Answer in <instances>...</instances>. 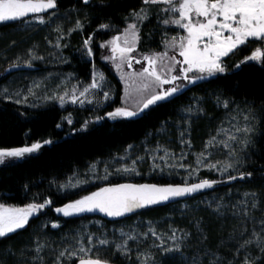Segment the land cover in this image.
Returning a JSON list of instances; mask_svg holds the SVG:
<instances>
[{"label": "trees", "instance_id": "trees-1", "mask_svg": "<svg viewBox=\"0 0 264 264\" xmlns=\"http://www.w3.org/2000/svg\"><path fill=\"white\" fill-rule=\"evenodd\" d=\"M110 3L112 6L103 10L99 8L90 10V22L85 21L84 31L74 33L71 37V44L65 48V53L72 61L66 67L76 71L84 80H90L94 64L104 71L115 92V97L110 104L101 108L70 107L68 109L73 122L68 124L63 121V116L68 109H62L57 105L27 109L0 99V148L21 147L45 139L53 141L52 144L45 145L38 153L26 159L0 167V200L3 203L25 205L31 202H42L44 199L53 201L50 208L44 209L29 221L26 229L12 234L8 239L0 240V264H22V262L40 264V261L35 260L37 243L44 245L41 253L43 264H53L57 252L65 248L69 250L76 248L71 246L70 238L76 237V232L94 221L102 226L101 229H96L99 238L107 239L116 238L107 234V231L126 229L128 225L136 221H149L154 225V229L161 232L169 229L168 233H170L171 227L186 230L192 235L191 239L184 244L183 258H165L163 264H192L194 258H203L205 247L215 250L221 241L230 245V236L234 232L237 236L239 235L244 224L241 217L233 215V211L239 210L234 209L233 206L245 199L251 200V195L246 196V194H256L257 207L251 211V215L255 217L257 224L264 219V119L261 118V109L264 108V68L256 64L242 65V70L230 71L218 77L200 81L196 85H190L178 93L171 102L153 106L137 118H118L115 121L107 119L106 113L121 105L122 84L113 73L111 66L100 59L101 51H98V43L118 32L101 33L96 32V29L99 23L111 21L121 30L125 27L122 16L132 8L138 7L140 0H110ZM58 4L59 13L67 14L75 12L71 9L78 6V0H58ZM80 18L83 19L82 12ZM26 23L27 21L0 23V72H4L8 67L6 62L15 54L24 53L31 46L45 48L48 37L36 38V32L46 31L44 30L46 27L30 32L19 31L18 29ZM51 24L49 27L52 28L53 35L57 25L52 26ZM168 30L172 29L165 28V25L159 23L155 17L144 22L140 29L139 50L148 52L160 49L164 36L163 31L168 32ZM92 32H96L93 37V47L96 48V52L94 59L89 61L82 56L79 49L82 38ZM252 50L253 45L243 46L242 50L238 51L231 60L228 58L225 60L231 65L250 55ZM38 64L35 63L31 69H37ZM217 96L221 99H233L241 108L251 106L256 111L258 123L251 137L252 142L248 149L241 153L243 167L240 170L252 172L251 180L220 183L207 192L187 200L148 208L118 220L104 218L98 212L83 213L73 217H63L54 212V207L62 206L93 190L98 191L100 187L116 184H179L182 178L188 180L189 183L203 178L226 180V175L221 176L218 172H209L204 165L197 166L195 163L196 154L204 151L205 142L216 134L221 124L229 119V115L225 114L226 111L222 107L214 106ZM232 107L235 108V105ZM187 108L193 109L191 114L185 111ZM198 108H203V112L198 113ZM96 116H102L105 119L95 122ZM185 120L191 121L190 126L184 123ZM86 121L90 123L85 129ZM185 128L187 132L184 139L191 141L190 146L181 143L180 132ZM129 145L132 147L129 148ZM165 148L174 154L171 159L167 160V164L177 165L174 171L159 159L164 156L163 149ZM156 149L160 150L154 151ZM182 150L186 159H180ZM209 151L213 152V155L209 157L210 162L226 158V150L222 148L209 149ZM128 155L132 156L128 166H131L133 160H137L135 167L138 175L113 173L102 183L76 189L67 194L58 192L59 186L65 184L75 174L84 175L95 162L115 161L116 165L123 166L124 159L122 158ZM153 155L156 156L155 161L152 159ZM138 157L144 159L139 160ZM153 163L164 166V173L152 171ZM180 164L190 165L189 170L197 169V167L199 170L189 178L185 168L178 166ZM110 165L106 167L110 169ZM169 171H172L171 175L168 174ZM26 185L27 188H25ZM218 203L227 205L226 208L221 209L223 215L215 212ZM53 221H57L61 225L60 228H51L50 223ZM197 223L208 237L206 244L198 239ZM45 224L48 227H43ZM252 227V223L247 222L249 232ZM130 243L131 259L124 257L114 249H107L101 253V250L97 251L95 248L90 254L91 258L98 257L115 264H139L136 259L137 253L148 250L156 256L158 261L161 259L158 252L149 249L151 241L137 238L135 243L132 241ZM5 249H8L11 254ZM220 252L230 256L225 248H221ZM78 260V255L71 259L65 257L64 264H77Z\"/></svg>", "mask_w": 264, "mask_h": 264}, {"label": "snow or ice", "instance_id": "snow-or-ice-1", "mask_svg": "<svg viewBox=\"0 0 264 264\" xmlns=\"http://www.w3.org/2000/svg\"><path fill=\"white\" fill-rule=\"evenodd\" d=\"M110 0H78V6L71 9L77 13V18L71 29L65 33L63 27L57 24L55 31L57 32L56 43L53 45L57 49L68 47L65 43L61 45V41L65 40L73 32H83L86 25L85 21H89V11L94 9H105L111 7ZM58 0H0V23L29 22L36 25H48L54 21L52 17L59 19ZM83 13V19L80 13ZM152 17L158 19L162 25H175L183 30L185 35H174L167 38V32L164 33L162 43L163 51H151L149 53H139L137 48L140 42V29L144 22L149 21ZM90 22V21H89ZM122 22L125 27L121 31L111 21L99 23L96 32L106 33L115 31L119 34L112 35L111 39L98 46L101 49H110V55L101 54V58L110 61L117 72L121 74V79L125 81V96L129 95V88L132 84H136L135 91L138 93H147V96L138 101L134 108L127 106L116 107L114 111H108L106 118L113 121L118 118L134 119L139 117L146 110L153 106H158L164 102H171L173 98L181 93L190 85H196L200 81L208 80L212 77H218L234 70H242V65L256 64L264 68V0H140V5L132 8L122 16ZM96 32H92L82 38L79 51L84 58L89 61L95 55L93 52V37ZM14 43V42H13ZM51 43V41H49ZM253 45L254 50L250 55L243 59L233 62L229 65L225 58H231L242 50L243 46ZM258 45V46H255ZM170 53H173L170 55ZM27 59L17 57L15 61L9 63L8 71L11 69H19L23 66L33 67V61L43 60L35 53V47L30 48L26 52ZM179 57V59L177 58ZM139 64V71L133 69V65ZM133 69L131 73H125L124 68ZM99 76V78H98ZM138 82V83H137ZM110 89V85H106L105 77L98 74L93 65L91 73V81L88 84L77 82L70 90L64 91L62 95L59 93L44 97V99H58L61 105H64L66 98L71 103H79L83 105L85 102L92 104L94 101L98 106H103V102L111 99L110 91H105V87ZM34 87L39 88V84ZM8 89L5 88L0 95L7 94ZM27 95L22 99H15L16 104L27 103L28 97H35L37 94L32 87L27 89ZM16 97L21 96V92L15 93ZM12 99V96H8ZM235 105V108L232 107ZM35 106V105H33ZM216 107H222L229 113L227 121L228 127L223 124L217 129L216 134L211 136L204 145V151L196 154L195 163L197 166L204 165L209 172H218L221 176H227L226 180L216 179H198L197 182L189 183L188 180L182 178L181 183H124L116 184L109 187H100L98 191H92L88 195L72 200L62 206L54 207V212L63 217H73L87 212H102L108 217H124L128 214L136 213L141 209L169 203L173 200L194 195L198 192L212 189L220 183H227L237 180H251L252 172H244L240 169L243 167L242 161L244 153L251 144V137L255 126L258 123L256 111L251 106L241 108L233 99H221L216 97ZM189 114L192 108L185 110ZM197 112H203V108H198ZM235 113V114H233ZM261 118L264 119V108L261 109ZM239 117V119H238ZM105 117L96 116L95 122L104 120ZM242 121V122H241ZM68 124H72V120L68 119ZM90 122L84 123V128L88 127ZM185 124H191L190 120H185ZM60 127V125H57ZM163 131V129H161ZM187 128L180 132L181 143L190 146L191 141L185 140L184 136ZM53 141L45 139L36 141L30 145L11 148H0V165H6L10 161L23 160L27 157L38 153L45 145L52 144ZM129 148L132 146L129 145ZM226 150V158L215 162H210L209 157L213 155L209 149ZM156 149L154 151H159ZM164 156L159 157L161 161L167 164V160L174 156L166 148L163 149ZM124 157L122 159H126ZM143 160V157H138ZM153 161L156 156H152ZM180 159H186L181 151ZM137 160H133L131 166L123 165L115 169V174H136ZM185 168L188 177L191 178L194 172L199 169H191V166L184 164L178 165ZM93 175H95L96 165L91 166ZM171 170H175L176 164H167ZM152 171L163 174L164 166L153 163ZM235 173V174H234ZM169 175L172 171H169ZM107 168L105 174L99 179L107 180L109 178ZM91 183V181H86ZM80 187L79 184L73 185ZM63 187V186H61ZM27 188V185L25 186ZM39 195V194H37ZM251 195V200H243L238 205H234V216L242 218L244 227L237 236L235 232L230 236L231 244L221 241L216 249L210 247L203 249V258H194L192 264H264V219L257 224L256 219L251 215V211L257 207V197L255 193ZM35 200V198H34ZM53 205L51 199H44L42 202H31L24 207L8 206L0 203V240L10 238L12 234L18 233L29 226V220L38 216L44 209ZM227 205L218 203L215 212L223 215L222 208ZM247 222H251L253 227L249 232ZM51 228H60L59 223H52ZM43 227H48L47 224ZM198 239L201 243L208 240L207 235L197 223ZM171 234L159 233L156 229L149 227L148 232L143 233L145 238L155 237L153 244L150 246L159 253L161 259L158 261L156 256L148 250L138 252L136 259L139 264H163L165 258H183L184 244L191 239V233L183 229H170ZM177 232L181 234L178 236ZM168 235V239L172 241L168 244L164 236ZM121 236L126 237L120 243L114 245L116 252L124 257L131 259V249L128 241H135L138 237L132 234H126L121 230ZM93 234H89L85 247L84 238L78 240L79 248L69 250L65 248L55 254L53 264H64V258L71 259L73 256H79V264H108L107 260L100 258H91L93 248L97 244L100 246L108 245L111 242L107 238H97L93 243ZM221 248H225L230 256H226L220 252ZM44 245L37 243L35 248V260L43 264L41 253ZM99 249H97L98 251ZM9 252L8 249H5ZM258 253V254H257ZM9 254H11L9 252ZM26 264V262H22Z\"/></svg>", "mask_w": 264, "mask_h": 264}, {"label": "rangeland", "instance_id": "rangeland-1", "mask_svg": "<svg viewBox=\"0 0 264 264\" xmlns=\"http://www.w3.org/2000/svg\"><path fill=\"white\" fill-rule=\"evenodd\" d=\"M58 15L60 17L59 19H57L56 17L51 18L54 21L51 25L56 26L57 24H59V21H61V23L59 25H61L63 27V29L65 30V33H67V31L69 29H71L72 26L74 25L75 20L77 18V13L76 12H71V13H67V14H60L59 13ZM49 26H50V24H48V25H36V24H30L29 22H27L21 29H18L19 31L30 32V31H33L36 29L37 30L38 29H44V27H46L44 29L46 31L36 32V38H42L43 37L45 39L46 37H48L46 40L45 48L41 49L40 47H36V46H31L28 48V49H30V48L35 47V53L41 57H44V59L33 61V65L35 63H37V64L39 63L38 64L39 66H37L38 68L34 69V70H32V69H11L10 71H8V67H7L4 70V72H0V93H3L5 88L8 89L7 94L0 95V99L15 103L14 102L15 99H17V98L22 99L23 96L28 94L27 89L32 87L37 95L35 97L29 96L28 102L26 104L21 103V104H17V105L21 106L22 108H27V109H39V108H43V107L50 106V105H57L58 107H60L62 109H68L70 107H72V108H75V107H80V108H86V107H91V108L97 107L98 108L99 107V108H101L103 106H106L107 104H110V102L115 97V92H114L113 87H112L113 85H112L111 81H109L106 78L104 71L102 69H100L99 67H97L95 64H94V66H95V70L97 71V73L102 74L105 77L106 85H110V89L106 86L104 90L110 91L111 99L109 101L103 102V106H98V104L95 101L92 104H88L87 102H85L83 105H81L79 103L73 104L70 102V100L68 98H66V100L68 102H66L64 105H61L58 99H56V100L44 99V97L54 96L58 93L60 95H62L64 91L70 90L73 86H76L78 81L81 82L82 84H88L91 81V78H90V80H84V78H82L76 71H74L71 68L66 67V65L71 64L72 61L69 60V58H68L69 55L65 53V47H62L61 49H57L53 46L56 43L57 32L54 31V34L52 35V31H51L52 28ZM167 27L172 29V30H168L167 38H170L171 36H174V35H185L186 34L183 30L179 29L175 25L165 26V28H167ZM122 30H123V28L121 29V31ZM165 32L166 31H163V34ZM74 33H77V32H73L65 40H62L60 42L61 45L67 43L69 46V44H71V37L73 36ZM117 34H119V33H117ZM114 35H116V34H114ZM111 37L109 39H111ZM163 38H165V37L163 36ZM109 39H107V40H109ZM31 40H32V37H31ZM107 40L102 41L100 43H104ZM49 41H51V43H49ZM100 43H98V45ZM255 46H258V45H255ZM163 48H164V45L161 42L160 49H153L151 51H163ZM95 49L96 48L93 47L94 53L96 52ZM27 50H26V52H27ZM253 50H254V46H253ZM98 51L99 52L101 51V54H103V55H110L111 54L110 49H106V48L105 49L99 48ZM151 51H148V52L143 51L142 52L139 50V48H137V52L133 53V55H138L139 53H149ZM26 52L21 53V54H19V53L15 54L12 58H10L6 62L7 65H9V63L15 61L17 57H23L24 59H27L28 57L26 56ZM101 54H100V59L102 60V62L111 66L113 73L115 74L117 79L122 84V96H121V105L120 106H125V103L127 102L128 107L134 108L138 101H141L142 99H144L147 96V93L136 92L135 91L136 84H132V86L129 88V95L125 96V81L121 79V74L116 71L115 66L110 61L101 58ZM171 54H173V53H170V55ZM0 57H1V55H0ZM177 58L179 59L178 56H177ZM1 59L3 60V57ZM93 59H94V56L91 58V60H93ZM140 68H141V65L134 63L133 69L139 71ZM133 69H129V68L125 67L123 69V71L125 73H131L133 71ZM92 71H93V66H92ZM98 78H99V76H98ZM34 82H35V84H39L40 87L39 88L34 87ZM17 91L21 92L20 97L15 96V93ZM8 96H12L13 98L8 99L7 98ZM33 105H35V106H33ZM114 110L115 109H113V111ZM225 111H226L225 114L229 115L227 110H225ZM68 119L72 120L71 112L69 109L67 110V113L63 116V121L67 122ZM223 126L225 128H227L229 126L227 121L223 124ZM127 152H129V150ZM131 157L132 156L128 155L127 158L124 159L123 164L128 165ZM17 161H20V160L10 161L7 164L14 163ZM114 162L115 161H110L108 163L106 161L95 162L94 164H92V165H96V168L94 170L95 175H93V169H92V167H90L89 169H87V171L85 172L84 175L79 176V175L75 174L65 184L61 185L63 187L59 186L58 192L60 194H67V193L75 191L76 189L88 187L92 184L96 185L98 183H102V182L106 181V180L98 178V177H102L105 174V169L107 168L106 165L111 164L109 166L110 169L107 168V171L111 174H113V173L115 174L116 168L122 167V166L116 165ZM1 166H3V165H0V167ZM89 180L91 181V183L86 182ZM76 184H79L80 187H74L73 186ZM93 191H97V190H93ZM86 195H88V194H86ZM0 203H3V202L0 200ZM6 205H8V204H6ZM26 205L27 204H25V205H8V206L24 207ZM87 213L91 214L94 212H87ZM58 215H60V214H58ZM52 223H58V222L53 221L50 224H52ZM101 227L102 226L97 221H94L88 225H85L84 228L80 229V231L75 233V234H77L76 237H71V238L69 237L71 246H74L78 249L79 248L78 240L81 237H83L85 247H89V245L87 244V238H88L89 234H93V237H94L93 243H96V239L100 237L96 229H98V228L101 229ZM149 227L154 228V225L150 224L149 221H136L135 223L128 225L126 229H122V228L111 229V230L107 231V234L113 235L116 238H113V239L108 238V240L111 242L110 244L104 245V246H100L97 244L95 249L101 250V253L103 251H106L107 249H114L115 250L114 245L117 243H120L122 240L126 239V237L121 236V230H123V232L126 234L130 233L132 235L137 236L138 239L149 240L153 244L155 237H151V235H149L148 238H145L143 236V233L148 232ZM171 228H175V227H171ZM157 231L159 233L163 234V233H168L169 229L167 231H163V232H161L160 230H157ZM170 234H171V232L168 233V235H170ZM180 234H181L180 232H177L178 236ZM168 235H165L164 239L166 240V242L168 244H171L172 241L168 239ZM65 237H67V236H65ZM132 242L135 243L136 240L132 241ZM130 244H131L130 241H128V246H130ZM152 244H150V246ZM150 246H149V249H152ZM72 249L73 248H71L70 251ZM133 249H134V247H133ZM131 250H132V248H131Z\"/></svg>", "mask_w": 264, "mask_h": 264}, {"label": "water", "instance_id": "water-1", "mask_svg": "<svg viewBox=\"0 0 264 264\" xmlns=\"http://www.w3.org/2000/svg\"><path fill=\"white\" fill-rule=\"evenodd\" d=\"M31 68H33V67L23 66V67H21V68H19V69H31ZM135 184H143V183H135ZM217 185H218V184H217ZM217 185H216V186H217ZM106 187H109V186H106ZM214 187H215V186H214ZM208 190H210V189H207V190H204V191L198 192V193H196V194H194V195H191V196H186V197H183V198H179V199H177V200H173V201H171V202H169V203H165V204H161V205H157V206H153V207L164 206V205H170V204H174V203H177V202H181V201L187 200V199H189V198H191V197H194V196H196V195H199V194L205 193V192H207ZM150 208H152V207H150ZM146 209H148V208H146ZM146 209H141V210H139L138 212L143 211V210H146ZM96 212L100 213L104 218L113 219V220L123 219V218L129 217V216L135 214V213L128 214V215H126V216H124V217H108V216H106V215H105L104 213H102V212H99V211H96ZM138 212H136V213H138ZM77 264H79V260H78ZM108 264H115V263L108 261Z\"/></svg>", "mask_w": 264, "mask_h": 264}]
</instances>
